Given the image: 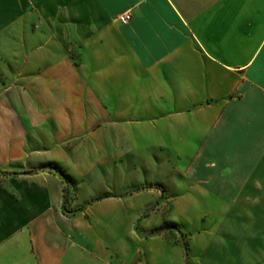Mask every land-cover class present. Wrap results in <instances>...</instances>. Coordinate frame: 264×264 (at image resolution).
Listing matches in <instances>:
<instances>
[{
  "label": "crops",
  "instance_id": "0c3cea01",
  "mask_svg": "<svg viewBox=\"0 0 264 264\" xmlns=\"http://www.w3.org/2000/svg\"><path fill=\"white\" fill-rule=\"evenodd\" d=\"M0 165V264H264V0H0Z\"/></svg>",
  "mask_w": 264,
  "mask_h": 264
},
{
  "label": "trees",
  "instance_id": "16d2710c",
  "mask_svg": "<svg viewBox=\"0 0 264 264\" xmlns=\"http://www.w3.org/2000/svg\"><path fill=\"white\" fill-rule=\"evenodd\" d=\"M44 166L54 167V165H52L51 163L46 164V165H42V167H44ZM62 177L66 181V185H65V188H64V197H65L64 198V200H65L64 202H66L67 201V198H68L67 196H68L69 192L72 191V189H73V185H72L71 181L67 177H65V175L62 174Z\"/></svg>",
  "mask_w": 264,
  "mask_h": 264
},
{
  "label": "built area",
  "instance_id": "2783aa9c",
  "mask_svg": "<svg viewBox=\"0 0 264 264\" xmlns=\"http://www.w3.org/2000/svg\"><path fill=\"white\" fill-rule=\"evenodd\" d=\"M131 16H132L131 13L125 12L118 15L117 19L121 23H126L131 19Z\"/></svg>",
  "mask_w": 264,
  "mask_h": 264
},
{
  "label": "rangeland",
  "instance_id": "374dc122",
  "mask_svg": "<svg viewBox=\"0 0 264 264\" xmlns=\"http://www.w3.org/2000/svg\"><path fill=\"white\" fill-rule=\"evenodd\" d=\"M12 161H13L12 159H8V164L6 166H9L10 167L13 164ZM3 167H5V165L4 166L3 165H0V169H3Z\"/></svg>",
  "mask_w": 264,
  "mask_h": 264
}]
</instances>
